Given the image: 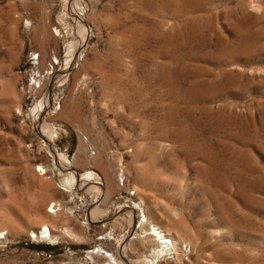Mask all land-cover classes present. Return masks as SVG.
Masks as SVG:
<instances>
[{"label":"rangeland","instance_id":"1","mask_svg":"<svg viewBox=\"0 0 264 264\" xmlns=\"http://www.w3.org/2000/svg\"><path fill=\"white\" fill-rule=\"evenodd\" d=\"M68 1L0 0V264L146 263L135 197L190 263L264 264V0Z\"/></svg>","mask_w":264,"mask_h":264},{"label":"bare ground","instance_id":"2","mask_svg":"<svg viewBox=\"0 0 264 264\" xmlns=\"http://www.w3.org/2000/svg\"><path fill=\"white\" fill-rule=\"evenodd\" d=\"M69 3L70 4H75V6L78 5L76 0H74V1L73 0H69L67 2V6L69 5ZM75 6H73L74 9H75ZM79 15H80L79 18L81 19L82 18L81 17V15H82L81 12H80ZM80 19L78 20L79 21V28L82 27V23H81ZM84 40H85V38H82V39L79 40L78 44H74V45L70 44L69 45V47L67 48L68 51H67V55H66L67 56L66 57V59H67L66 60V67H69V65L73 66L74 64L78 65L77 62L79 61L81 54L78 53L79 49L77 50V48L80 47V44L84 43ZM47 98L49 99V97H47ZM47 98H46V100L44 99L45 103L43 102V104L40 105L41 107H44L47 104ZM36 110L37 109H34V111H32V114L37 117ZM39 121L41 123H40L38 128L40 129V131L42 133L45 134L46 137L49 136L50 134H53V129L50 126L47 125L48 123H46L44 118H39ZM63 162H64V165L68 169L72 166L71 163H68L65 160ZM38 171L40 172V174L43 173V175L46 173V169L42 168L41 166H39ZM75 176L76 175L74 174V172H72V173H70V176L66 179V183L69 185V188H72L78 182V181L77 182L75 181V178H76ZM85 176L88 179H91V178L93 179V177L95 175H94V173L90 172V173H87ZM94 180H95V177H94ZM99 185L100 184L96 182V183H93V187L92 186L91 187L95 191L99 192L103 196V198L106 200L107 198H105V197H107L109 195V193H110L109 186L107 185V186H105V188H103V187H101ZM65 191L68 192V190H65ZM90 191H91V189H90ZM133 195L135 196V192L133 193ZM56 204L54 203V205H52L50 207V210L46 211V213H49V214H52V215L53 214L56 215L57 212H58L56 210V208H55ZM47 207H49V206H47ZM95 208H97V206ZM97 211H98L97 209L95 211L92 210V212H94L93 216L91 215L92 218L96 215ZM129 211H130V214L135 211L137 213V218L139 219V230H140V233H139L138 236L135 233L136 236H134L132 239H136V238L140 239L139 240L140 244L138 246L139 248L144 247L147 244V242H152L151 243L152 250H151L150 257H149L150 259L148 258L149 261H147L146 263H143V264H158V261H160L159 259L163 260V262L165 264H193V263L189 262V259H190L189 258V253H191V251H192L190 244L188 242H186V240H182V239L178 238L177 235L175 236L172 233L166 232L161 227H159L157 224H155L151 220L149 214L145 211L144 202H143V200L141 198L135 197L134 202H133V206H132L131 209H129ZM130 214H129V216H130ZM132 219L133 218H130V221H132ZM2 220H3V218H2ZM130 221L127 220L128 223H130ZM1 234H4V233L2 231H0V236H1ZM5 234H7V232ZM64 234H65V236L66 235L68 236V232L67 231H64ZM27 235H28V237L30 239H32L34 241H38V242L39 241H45V242L47 241L50 244H55L56 240H57L56 236L53 233V230L47 224H43L41 226L39 225L38 227H34V228L29 229L27 231ZM108 256H109V258L113 259L112 255H108ZM140 263H142V262H140ZM107 264H117V263L116 262L115 263L108 262ZM197 264H202V263H197Z\"/></svg>","mask_w":264,"mask_h":264}]
</instances>
